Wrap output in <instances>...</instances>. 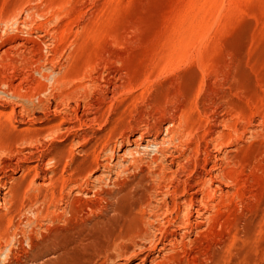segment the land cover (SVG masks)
Instances as JSON below:
<instances>
[{"label":"rangeland","instance_id":"rangeland-1","mask_svg":"<svg viewBox=\"0 0 264 264\" xmlns=\"http://www.w3.org/2000/svg\"><path fill=\"white\" fill-rule=\"evenodd\" d=\"M76 263L264 264V0H0V264Z\"/></svg>","mask_w":264,"mask_h":264},{"label":"bare ground","instance_id":"bare-ground-1","mask_svg":"<svg viewBox=\"0 0 264 264\" xmlns=\"http://www.w3.org/2000/svg\"><path fill=\"white\" fill-rule=\"evenodd\" d=\"M54 104H55V103H54ZM56 104H57V103H56ZM90 105H91V104H90ZM85 107H86V106H85ZM82 111H83V110H82ZM87 112H88V111H87ZM56 113H57V112H56ZM85 114H87V113H85ZM91 114H92V113H91ZM78 117H79V116H78ZM77 119H78V118H77ZM86 119H88V118H86ZM93 119H94V117H93ZM60 121H61V120H60ZM62 122H63V121H62ZM47 126H48V125H47ZM55 126H57V125L55 124ZM144 127H145V126H144ZM44 128H45V127H44ZM64 128H65V127H64ZM65 129H67V128H65ZM232 129H233V128H232ZM53 131H54V126H49V127L45 128V133L48 132L50 135H51V133H53ZM213 131H214V130H213ZM213 131H212V132H213ZM173 132H174V131H173ZM48 133H47V134H48ZM30 134H31V133H30ZM84 134H85V133H84ZM76 135H77V134H76ZM102 135H103V134H102ZM102 135H101V136H102ZM37 138H38V137H37V135H36V139H37ZM84 139H85V138H84ZM99 139H100V138H99ZM101 139H102V138H101ZM130 139H131V138H130ZM211 139H212V138H211ZM104 140H105V139H104ZM32 143H33V142H32ZM106 143H107V142H106ZM154 143H155V142H154ZM56 149H57V148H56ZM56 149H55V150H56ZM61 150H62V149H61ZM61 150H60V151H61ZM30 151H31V150H30ZM58 151H59V150H58ZM61 152H62V153H61ZM61 152H59V153H61L60 155L63 154V151H61ZM68 152H69V151H68ZM65 153H66V152H65ZM48 154H49V153H48ZM7 155H8V154H7ZM50 155H51V156H49L50 159L48 158V160H54V161L56 160L57 162H58V160L60 159V158H57V157H61V156H58L59 154H57V153H56V154H51V153H50ZM56 155H57V156H56ZM65 155H66V154H65ZM92 155H93V154H92ZM37 156H38V155H37ZM46 156H47V155H46ZM62 156H63V155H62ZM213 156H214V155H213ZM41 157H42V156H41ZM94 157H95V156H94ZM61 158H62V157H61ZM131 158H132V157H131ZM86 159H87V158H86ZM84 160H85V159H84ZM34 163H35V162H34ZM86 163H87V162H86ZM157 163H158V162H157ZM57 164H58V163H57ZM93 164H94V163H93ZM55 165H56V164H55ZM58 165H59V164H58ZM86 165H87V164H86ZM26 167H27V166H26ZM57 167H58V166H57ZM65 167H66V166H65ZM58 168H59V167H58ZM22 169H23V168H22ZM51 169H52V168H51ZM61 170H62V169H61ZM61 170H60V171H61ZM90 170H91V169H90ZM156 170H157V169H156ZM26 171H27V170H26ZM54 171H55V170H54ZM28 172H29V171H28ZM33 172L35 173V171H33ZM78 172H79V171H78ZM129 172H130V171H129ZM161 172H162V171H161ZM26 173H27V172H26ZM79 173H80V172H79ZM36 174H37V173H35L34 175H36ZM57 174H58V173H57ZM34 175H33V176H34ZM42 176L45 177V172H44V170H43V175H42ZM57 176H58V175H57ZM75 176H76V175H75ZM79 176L81 177V175H78V177H79ZM163 176H164V175H163ZM35 177H36V176H35ZM165 177H166V176H165ZM168 177H169V176H168ZM58 178H59V177H58ZM139 178H140V177H139ZM53 179H54V178H53ZM51 180H52V179H51ZM70 180H71V178H69V183H71ZM72 180H73V179H72ZM61 181H62V180H61ZM64 181H65V180H64ZM75 181H78L77 178H76V180L74 179V181H72V182H75ZM114 181H115V180H114ZM66 182H67V181H66ZM27 183H28V182H27ZM198 183H199V182H198ZM61 184H62V183H61ZM63 184H64V183H63ZM156 184H157V183H156ZM25 185H26V184H25ZM65 185H66V184H65ZM77 185H78V184H77ZM187 185H188V184H187ZM197 185H198V184H197ZM57 186H58V185H57ZM74 186H75V185H74ZM160 187H161V186H160ZM179 187H180V186H179ZM179 187H178V188H179ZM196 187H197V186H196ZM198 187H199V186H198ZM12 188H13V187H12ZM61 188H62V187H61ZM142 188H143V187H142ZM145 188H146V187H145ZM189 188H190V187H189ZM48 189H49V188H48ZM179 189H180V188H179ZM38 190H39V189H38ZM40 190H41V188H40ZM40 190H39V191H40ZM42 190H43V189H42ZM173 190H174V189H173ZM186 190H187V189H186ZM210 190H211L210 188L206 187V188H203V189L201 190V192H202V193L204 192V193H205V196H206L208 199H210V198H211ZM10 191H11V189H10ZM13 191H14V190H13ZM110 191H112V190H110ZM174 191H175V190H174ZM181 191H183V190L181 189ZM199 191H200V190L197 189V188H195L194 185L191 186V191H190V193L188 194V196H185L183 199L181 198V199H182L181 201H180V200H179V201H177V200H173V201H172V203H171V204H172L171 207H173L172 209H174L175 212L178 214L179 211L182 210V209H181L182 204H184V205H185V204H189V205H191V206H192V205H197V204L199 203V199L197 198V193H198ZM40 192H42V191H40ZM119 192H120V191H119ZM142 192H143V191H142ZM175 192H176V191H175ZM183 192H184V191H183ZM186 192H187V191H186ZM63 193H64V192H63ZM105 193H106V192H105ZM122 193H124V192H122ZM128 193H129V192H128ZM164 193H165V192H164ZM184 193H185V192H184ZM23 194H24V193H23ZM37 194H39V193H37ZM58 194H59V193H58ZM71 194H72V193H71ZM110 194H111V192H110ZM118 194H119V193H118ZM118 194L114 195L113 197H112V195H111L112 198H110V196H109V198L112 199V201H113V198H114V201L111 202V203L109 204V207L107 206L108 204L106 203V204H107V205H106L107 207H105L106 209H109V210H111V211H113V212H115V213H116V212H117V213L119 212V207H118V204H117V200H118V197H119V199H120V196H117ZM135 194H136V193H135ZM176 194H177V193H176ZM44 195H45V194H44ZM44 195H43V196H44ZM50 195H51V194H50ZM96 195H97V194H96ZM107 195H108V194H107ZM120 195L123 196V194H120ZM126 195H127V194H126ZM140 195H141V194H140ZM174 195H175V194H174ZM185 195H186V194H185ZM21 196H22V195H21ZM35 196H37V195H35ZM45 196H46V195H45ZM57 196H58V195H57ZM65 196H66V195H65ZM122 196H121V198H123ZM127 196H128V195H127ZM137 196H138V195H137ZM137 196H136V197H137ZM52 197H53V196H52ZM59 197H60V196H59ZM62 197H63V196H62ZM67 197H68V196H67ZM102 197H103V196H102ZM104 197H106V196H104ZM138 197H139V196H138ZM42 198H43V197H42ZM46 198H48V196H46ZM56 198H58V197H56ZM147 198H148V197H147ZM34 199H35V198H34ZM124 199H125V198H124ZM132 199H133V197H132ZM177 199H178V198H177ZM28 200H29V199H28ZM49 200H51V199H49ZM69 200H70V199H69ZM105 200H107V198H105ZM121 200H122V199H121ZM127 200H128V199H127ZM31 201H32V200H31ZM44 201H45V200H44ZM82 201H83V200H82ZM109 201H110V200H109ZM119 201H120V200H119ZM119 201H118V202H119ZM201 201H203V200H201ZM46 202H47V201H46ZM59 202H60V201H59ZM89 202H90V201H89ZM120 202H121V201H120ZM128 202H129V201H128ZM128 202H127V203H128ZM132 202H133V201H132ZM29 203H30V201H29ZM31 203H32V202H31ZM47 203H48V202H47ZM71 203H72V202H71ZM85 203H86V202H85ZM96 203H97V202H96ZM121 203H123V202H121ZM143 203H144V202H143ZM143 203H142V204H143ZM37 204H38V203H37ZM68 204H69V203H68ZM51 205H52V204H50V206H51ZM84 205H85V204H84ZM120 205H121V204H120ZM129 205H130V204H129ZM135 205H136V204H135ZM30 206H31V205H30ZM41 206H42V205H41ZM53 206L55 207V203L53 204ZM57 206H58V205H57ZM197 206H198V205H197ZM51 207H52V206H51ZM83 207H84V206H83ZM94 207H95V206H94ZM18 208H19V207H18ZM28 208H29V207H28ZM31 208H32V207H31ZM37 208H38V207H37ZM44 208H45V207H44ZM46 208H47V207H46ZM52 208H53V207H52ZM67 208H68V207H67ZM91 208H92V207H91ZM101 208H102V207H101ZM103 208H104V207H103ZM121 208H122V207H121ZM123 208H124V207H123ZM126 208L129 209L128 207H126ZM40 209H42V208H40ZM60 209H61V207H60ZM95 209H96V208H95ZM26 210H27V209H26ZM38 210H39V209H38ZM47 210H49V209H47ZM47 210H46V211H47ZM55 210H56V209H55ZM81 210H82V209H81ZM88 210H89V208H88ZM135 210H136V209H135ZM84 211H86V210H84ZM96 211H98V210H96ZM121 211H124V210L121 209ZM41 212H42V210H41ZM53 212H54V211H53ZM69 212H70V211H69ZM72 212H73V211H72ZM87 212H88V211H87ZM92 212H93V211H92ZM108 212H109V211H108ZM126 212H128V211H126ZM187 212H188V211H187ZM187 212H186V213H187ZM45 213H46V212H45ZM48 213H49V212H48ZM51 213H52V212H51ZM51 213H50V214H51ZM56 213H57V212H56ZM119 213H121V212H119ZM41 214H42V213H41ZM67 214H68V213H67ZM76 214H77V213H76ZM48 215H49V214H48ZM55 215H56V214H55ZM68 215H69V214H68ZM85 215H86V214H85ZM134 215H135V214H134ZM174 215H175V214H174ZM49 216H51V215H49ZM52 216H53V215H52ZM52 216H51V217H52ZM72 216H73V215H72ZM139 216H140V215H139ZM42 217H43V216H42ZM73 217H74V216H73ZM174 217H175V216H174ZM46 218H47V217H46ZM55 218H57V216H56ZM5 220H6V219H5ZM26 220H27V219H26ZM47 220H48V219H47ZM103 221H104V220H103ZM114 221H116V220L114 219ZM84 222H85V221H84ZM98 223H99V222H98ZM115 223H116V222H115ZM148 223H149V222H148ZM81 224H82V223H81ZM110 224H111V223H110ZM92 225H93V224H92ZM116 225H117V224H116ZM193 226H194V225H193ZM91 227H92V226H91ZM184 227H185V226H184ZM83 230H84V229H83ZM168 230H169V229H168ZM192 230H193V229H192ZM67 232H68V231H67ZM79 232H80V231H79ZM104 232H105V231H104ZM182 233H183V232H182ZM94 234H95V233H94ZM103 234H104V233H103ZM96 235H97V234H96ZM96 235H95V236H96ZM62 236H63V235H62ZM69 236H70V235H69ZM95 236H93V237H95ZM60 237H61V236H60ZM64 237H65V235H64ZM71 237H72V236H70V238H71ZM16 238H17V237H16ZM70 238H69V239H70ZM86 238H88V237H86ZM89 238H90V237H89ZM59 239H60V238H59ZM59 239H58V242H59ZM63 239H64V238H63ZM65 239H66V238H65ZM106 239H107V238H106ZM168 239H169V238H168ZM60 240H61V239H60ZM66 240H67V239H66ZM87 240L89 241V239H87ZM63 241H64V240H63ZM67 241H68V240H67ZM67 241H66V242H67ZM70 241H71V239H70ZM74 241L76 242V240H74ZM52 242H53V241H52ZM54 242H55V241H54ZM56 242H57V241H56ZM56 242H55V243H56ZM61 242H62V241H60V243H61ZM63 243H64V242H63ZM67 243H68V242H67ZM67 243H66V244H67ZM58 244H59V243H58ZM71 244H72V243H71ZM74 244H75V243H74ZM183 244H184V243H183ZM60 245H62V244H60ZM68 245H69V244H68ZM68 245H66L67 248H68ZM76 245H77V244H76ZM76 245H75V246H76ZM82 245H83V244H82ZM87 245H88V244H87ZM53 246L55 247L54 244H53ZM53 246H52V247H53ZM69 246L72 247L71 245H69ZM75 246L72 247V248H73V249H72L73 252H75V251H74V250L76 249ZM79 246H80V245H79ZM89 246H90V245H89ZM64 247H65V246H64ZM64 247H60L61 250H62V248H64ZM70 247H69V248H70ZM77 247H78V246H77ZM120 247H121V246H120ZM56 248H57V243H56ZM65 248H66V247H65ZM65 248H64V250H65ZM67 248H66V250H67ZM69 248H68V249H69ZM74 248H75V249H74ZM80 248H81V247H80ZM53 249H54V248H53ZM86 249H87V248H86ZM121 249H122V248H121ZM121 249H119V250L121 251ZM55 250H56V249H55ZM53 251H54V250H53ZM57 251H58V250H57ZM67 251H69V250H67ZM67 251H66V252H67ZM70 251H71V250H70ZM70 251H69V252H70ZM60 252H61V251H60ZM69 252H68V253H69ZM73 252H72V253H73ZM139 252H140V251H139ZM62 253H63V251H62ZM62 253H61V254H62ZM68 253H67V254H68ZM72 253H71V254H72ZM75 253H76V252H75ZM77 253H78V252H77ZM63 254H65V253H63ZM78 254L80 255V253H78ZM74 255H76V254H74ZM74 255H72L71 257H75L76 259L79 257V256L76 257V256H74ZM81 256H82V255H81ZM66 258H67V257H66ZM86 258H87V257H86ZM69 259H70V258H69ZM80 259H82V258H80ZM82 260H83V259H82ZM74 261H76V260H74ZM157 261H158V260H156V261H154V262H157ZM76 262H77V261H76ZM112 263H113V262H112ZM76 264H77V263H76ZM135 264H136V263H135ZM157 264H159V263H157Z\"/></svg>","mask_w":264,"mask_h":264}]
</instances>
